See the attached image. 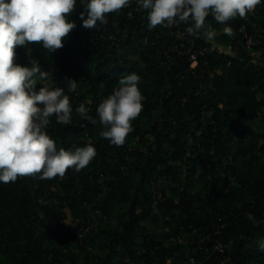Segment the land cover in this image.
I'll return each instance as SVG.
<instances>
[{
    "label": "trees",
    "instance_id": "16d2710c",
    "mask_svg": "<svg viewBox=\"0 0 264 264\" xmlns=\"http://www.w3.org/2000/svg\"><path fill=\"white\" fill-rule=\"evenodd\" d=\"M83 8L77 0L62 48L17 46L14 64H39L49 75L37 89L69 96L72 122L53 116L46 128L57 149L90 143L97 155L62 178L0 183V264H264V66L255 56L264 51V4L227 25L210 13L204 29L214 38L201 29L184 42V52L209 49L194 74L186 55L167 62L179 43L172 32L189 25L149 30L147 10L132 0L89 30ZM133 72L144 107L117 147L100 136L96 109ZM81 103L96 124L76 113Z\"/></svg>",
    "mask_w": 264,
    "mask_h": 264
},
{
    "label": "clouds",
    "instance_id": "9594fccd",
    "mask_svg": "<svg viewBox=\"0 0 264 264\" xmlns=\"http://www.w3.org/2000/svg\"><path fill=\"white\" fill-rule=\"evenodd\" d=\"M84 5L80 13L82 26L93 29L97 23H107L106 14L130 5L132 0H79ZM141 10H147L149 30L171 27L181 22L189 25L185 31L197 36L211 13L219 24L227 25L237 16L245 18L264 0H135ZM77 0H0V183H15L18 177L39 174L40 179L64 177L67 170L79 173L96 157L92 144L74 150L57 149L46 131L50 118L57 124L72 122L73 108L63 88L41 86L48 73L39 64L29 68L14 64V49L39 43L51 53L63 47L64 38L76 27L69 15ZM85 16L87 17L85 19ZM224 33L232 35L230 27ZM212 40L216 33H204ZM140 76L131 73L119 78L118 87L99 103L96 113L103 129L100 136L117 147L124 145L133 132L132 121L143 110L145 97L138 87ZM67 90L76 92L77 82L67 80ZM83 119H90L83 103L75 109ZM96 124V119H90ZM254 225L261 222L249 213ZM258 248L264 252V239Z\"/></svg>",
    "mask_w": 264,
    "mask_h": 264
},
{
    "label": "built area",
    "instance_id": "2783aa9c",
    "mask_svg": "<svg viewBox=\"0 0 264 264\" xmlns=\"http://www.w3.org/2000/svg\"><path fill=\"white\" fill-rule=\"evenodd\" d=\"M173 27L175 28V25H173ZM172 37H176V39L179 41V43L176 44V46H174L172 49L168 50V56H167L168 64L173 61V59H174L173 55L174 54L177 56H183V55L185 56L186 55L188 57L189 62H190V70L194 74L195 69H197L198 65H199V58L204 57L208 53L209 49L204 48V49H202L196 53L195 51L193 52V51H191V49L188 48L186 50V52H184L186 49V45L184 44V42L186 41L187 43H193V40L189 38V35L186 32H182L179 29H176L174 32H172ZM213 51L216 53L223 52V50L217 46L216 47L213 46ZM255 56H257V58H258L259 64L261 66H264V51L258 55H255ZM202 64L205 67L207 65V62L203 61ZM215 231H216L215 234H220L219 229H217ZM218 246H220V245H216V247L215 246L211 247L212 253L213 252L215 253V250H217ZM205 252L209 253L210 248L207 247L205 249Z\"/></svg>",
    "mask_w": 264,
    "mask_h": 264
},
{
    "label": "rangeland",
    "instance_id": "374dc122",
    "mask_svg": "<svg viewBox=\"0 0 264 264\" xmlns=\"http://www.w3.org/2000/svg\"><path fill=\"white\" fill-rule=\"evenodd\" d=\"M203 33L206 32V30L203 28L202 29ZM211 43L215 45L214 41H211ZM250 45V43H248ZM47 86H50L51 84L47 83ZM66 214H67V220H66V224H69L70 222L74 221V216L72 215V213H70V211L65 210ZM151 231L155 232V233H159L161 231L160 227H152L149 224L146 225Z\"/></svg>",
    "mask_w": 264,
    "mask_h": 264
}]
</instances>
